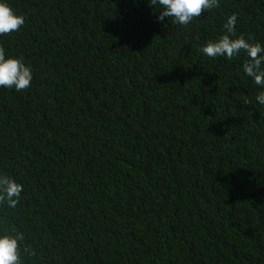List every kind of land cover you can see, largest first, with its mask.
Listing matches in <instances>:
<instances>
[{"label":"trees","instance_id":"obj_1","mask_svg":"<svg viewBox=\"0 0 264 264\" xmlns=\"http://www.w3.org/2000/svg\"><path fill=\"white\" fill-rule=\"evenodd\" d=\"M7 2L25 23L0 47L33 73L0 87V174L23 185L0 232L23 233L21 264H264L260 89L244 53L199 51L232 14L264 44V0L186 26L152 0Z\"/></svg>","mask_w":264,"mask_h":264},{"label":"clouds","instance_id":"obj_2","mask_svg":"<svg viewBox=\"0 0 264 264\" xmlns=\"http://www.w3.org/2000/svg\"><path fill=\"white\" fill-rule=\"evenodd\" d=\"M151 5L159 6L158 21L171 18L172 22L186 26L203 12L219 7V0H152ZM237 22L236 14L228 16L224 24L225 34L206 41L199 51L213 59L224 57L229 60L244 53L247 59L242 64L243 72L259 87L255 99L264 105V44L246 40L243 35L236 36ZM24 23V17L14 12L7 0H0V35L16 32ZM32 79V69L23 58L7 55L0 47V87L21 91L30 86ZM22 191V184L0 174V204L15 208ZM23 239V233L14 229L0 232V264H21L20 242ZM24 251L29 252V249Z\"/></svg>","mask_w":264,"mask_h":264}]
</instances>
